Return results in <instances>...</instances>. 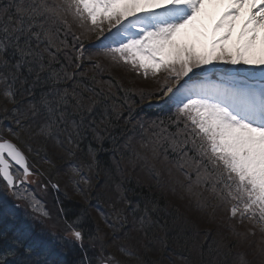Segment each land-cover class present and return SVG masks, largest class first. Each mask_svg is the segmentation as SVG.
Returning a JSON list of instances; mask_svg holds the SVG:
<instances>
[{
  "label": "snow or ice",
  "instance_id": "obj_1",
  "mask_svg": "<svg viewBox=\"0 0 264 264\" xmlns=\"http://www.w3.org/2000/svg\"><path fill=\"white\" fill-rule=\"evenodd\" d=\"M11 9H15L14 13ZM69 15L86 32L107 33L103 35L107 43L100 46L114 62L137 72L143 70L145 76L151 72L162 78L157 94L175 107L178 132L153 130L151 136L142 137L141 149L150 151L152 159H158L162 149L167 152L165 144L170 141L174 152H183L180 157L183 164L179 167L195 171L194 181L189 171L183 175L190 181L187 191L196 197L198 207L215 212L219 204L227 205L232 217L239 215L242 220L258 224L264 232V0H28L27 4L24 0L19 3L8 0L0 8V84L4 85L3 96L13 104L17 103L14 85L26 82L20 79L21 70L26 68L29 74L34 73L35 81L39 82L43 79L41 73L51 65L45 53L47 57H55L50 50L54 47L55 33L46 25L49 22L67 25ZM62 71L63 77L54 72L47 79H73V74ZM76 88L73 85L71 91L67 87L62 91L49 89L25 112L5 108L4 119L9 118L7 114L11 111L15 125L8 126L6 131L16 141L27 144L28 152L33 151L29 141L43 138L54 140L59 147L66 145L69 158L75 157L77 150L83 153L80 144L88 129L101 141L110 121L101 119L100 124L104 125L101 128L94 119L88 120L97 101L89 97L90 103L85 104L84 96ZM27 91L31 95V88ZM153 125L160 127L155 121ZM140 127L143 129L144 125ZM2 131L0 180L19 195V184L44 173H34L35 165L29 163L19 144L5 138ZM189 142L196 149L192 156L184 151ZM95 152L89 145L85 156L91 154L94 159ZM146 152L135 155L147 161ZM120 159H124L123 154ZM82 163L71 162L68 167L87 184L88 180L81 175ZM87 167L91 169L92 164ZM193 185L207 187L213 199L202 200V193L194 192ZM52 188L58 190V185L52 184ZM77 191L87 195L79 187ZM139 208L136 205L132 209L134 215ZM140 211L138 230L151 231L158 223L150 215L155 207L145 205ZM66 224L68 242H76L83 248L85 235L79 218ZM89 238L95 241L99 237ZM0 239L6 241L0 246V264H55L45 258L46 253L25 247L20 237L9 238L0 232ZM117 248L133 255L122 244ZM213 251L220 255L218 250ZM228 255L219 260L213 258L208 264H227ZM81 264H90L86 252ZM99 264L122 262L108 255ZM239 264L252 262L241 254ZM260 264H264V259Z\"/></svg>",
  "mask_w": 264,
  "mask_h": 264
},
{
  "label": "trees",
  "instance_id": "obj_2",
  "mask_svg": "<svg viewBox=\"0 0 264 264\" xmlns=\"http://www.w3.org/2000/svg\"><path fill=\"white\" fill-rule=\"evenodd\" d=\"M1 1L4 6L8 3V0ZM15 2L19 3L20 0H15ZM24 2L27 4L28 0H24ZM14 11L15 9H11V12L14 13ZM41 47L43 48V45ZM57 49H60L59 44L54 45L50 49L55 53L54 58L47 57V53H45L46 58L51 59V65L41 73L43 78L41 81L36 82L34 73L29 74L26 68L21 70L20 79L26 82L23 84L17 82L14 85L18 93V96L15 97L17 101L14 104L15 107L20 112L27 111L29 105L35 103L45 91L57 89L58 86L61 91L66 87L71 91L72 86L76 85V90L84 96L85 104L90 103L89 97L97 101L92 114L88 115V120L94 119L97 124H100L101 119L106 118L110 123L107 133L103 134L104 138L101 141H97L91 129H88L80 144L83 153L77 150L76 156L72 158H69L65 152L67 146H56L54 140L45 141L43 138H36L28 142L34 148L39 147V154L46 155L53 163V166L45 175V178H47L45 180L47 186L45 187L47 188L51 204L55 207L63 208L64 212L68 213L69 216H74L80 209L89 213L88 204L83 203L85 200L81 199V203L78 198H65V195L56 192L49 185V181L57 182L61 192L65 191L66 179L62 181L61 178L69 172L68 164L71 162H83L81 170L86 174H90L91 181L88 186L91 196L89 199L87 198V202L91 201L93 205L105 211L108 210L112 214V218H114L112 220L113 230L120 237L118 238L119 240H116L115 238H110V235L108 239L112 240L111 242L114 246L122 244L133 253V255L120 254L117 251L116 254L114 253L120 257L123 264H208L213 258L216 260L223 259L226 253H230L227 256V264H239L232 259L234 252L227 251V249L231 248L232 242L230 243L227 240V246L221 248L222 246H218V243L223 244L224 241L215 240L214 236H209L202 231V226L199 228L198 225L194 224V222L201 224L202 221L200 220L202 219L197 214L193 215L190 211L189 206L192 207L189 202L190 199H185L184 194L177 193V187L175 188L173 182H171L170 173L172 171H165L166 168L163 163L158 159H152V157H150L152 164L146 161L134 162L131 158L130 151L126 148L124 140L134 137H145L137 131V126L134 127V125L139 124L137 120L140 116L133 111L134 106H138V99L135 96L128 97L126 93L112 88L113 83L111 81L108 83L104 80L101 82V86L96 76L92 74L82 75L71 72V70L67 69V65L69 68L74 65L68 64L60 52L57 53ZM62 69L73 74V79H47L54 72H60L61 77H63ZM29 88H31V95L27 91ZM89 89H94L95 91H90ZM111 89H113V94H109ZM96 92H99L100 95L97 96ZM130 113L131 115H129ZM100 127L103 128L104 125L100 124ZM89 145L96 149L94 159L91 154L85 156L88 153ZM121 154L124 155L123 160L120 159ZM89 163L92 164L91 169L87 167ZM133 163L138 164L139 167L135 168ZM143 166L150 173H154L149 169L150 167H154L156 173H160L159 175H152L151 173V177ZM128 168L134 169V172H129ZM138 172L141 173V177H144L143 179L135 178ZM167 179L169 180L167 181ZM171 187L176 192H173ZM72 193L70 191V195H73ZM119 197L120 201L116 202ZM125 201H131V203H125ZM136 205H139L140 208L137 209V213L134 215L132 209ZM145 205L150 209L155 207V211L151 212L150 215L153 221L158 222L148 232L138 230V219L139 215L142 214L140 209ZM117 213H119V218H117ZM0 232H3L6 236L11 234V230L4 226L0 229ZM94 242L98 245L97 239ZM136 242L139 243L136 244ZM5 243L6 241H1L0 246ZM109 243L108 246L100 247L102 249L101 252L105 255L111 254L108 249L114 250L109 247ZM214 249L219 251V256L213 251ZM82 257L78 253H73L67 259L72 264H81L84 259ZM90 259H93L92 264H94L93 261H96L95 256ZM249 261L254 264L251 259Z\"/></svg>",
  "mask_w": 264,
  "mask_h": 264
},
{
  "label": "rangeland",
  "instance_id": "obj_3",
  "mask_svg": "<svg viewBox=\"0 0 264 264\" xmlns=\"http://www.w3.org/2000/svg\"><path fill=\"white\" fill-rule=\"evenodd\" d=\"M67 20H68V25L70 28L66 29L64 33H62L63 29H59L55 24L53 25L49 23L48 26L50 27L52 32L60 33L58 36H56L57 37L56 40H54L55 46L58 43H60V41L62 40L74 39L75 42H73L70 47H77L79 51L77 52L75 49V55L71 56L72 57L71 61H75L74 66H76L78 64V61H77L78 55H79V59H81L82 61L84 62L88 61L89 58L86 60L82 58V52L84 49L86 50L88 46L90 47L89 44H92V48L94 49V46H95L94 39H96V35H95V32H86L85 30L81 29L78 23L74 19L73 21H71L67 17ZM57 28L59 29L58 32H57ZM62 47L63 46H61L57 52H60V54L62 53L63 55H65ZM93 57H95L96 60H100V61H92V64L91 62H89V64H91V67H92V72L98 80L99 79L106 80L108 78L112 79V75L115 76L114 77L115 79L112 80L114 87L122 85V87L129 89L130 93H134L136 97L139 98V102H140L139 107H144L145 102L147 101L150 104H156V102H159V100L154 98L155 96L158 95L157 94L158 93V81L160 84L163 83V80L159 74H157V76L154 77L151 74V72H149V75L145 76L143 73V70H140L139 72L134 71L130 68V66L124 65L123 63L118 64L114 61H109L108 60L109 57L106 58L104 55L93 54ZM91 58H90V61H91ZM96 64H99V67H95ZM164 117L167 118V115L156 113V112L147 117L140 116L138 117V120H137L139 124L134 125V127L137 126L138 128L137 131H139L140 134L143 136L147 134L148 137L151 136V133L153 130L160 131V128H165L167 132L177 133L178 129L176 127V123H179V122L164 121L165 120ZM154 121L156 122V125L158 124L160 125V121H164V124L160 125V127H156L155 125H153ZM140 124L144 125L143 129L140 127ZM180 127L181 128L183 127L182 123H180ZM147 136H145V138H147ZM141 139L142 137H134L130 141H129V138L124 140V144L126 148L129 149L131 158L133 159L134 162L145 161L143 159H138L135 155L136 152H141L142 155L145 154L146 152V150L141 149L140 147ZM166 144L167 145L165 147L167 148V152L165 153L162 149L161 155L158 158V160L161 161V163H163V166L166 168L165 171H168V172L172 171L171 177H177L181 179L184 178L185 180H188V179L183 175V172L189 171L192 176V180L194 181L196 178L194 170H191L187 167L183 169L179 167L180 164H183V160L180 159V157L183 155V152H180V151L174 152L172 150V147L169 146L170 141ZM137 149L139 150L137 151ZM189 149H191V151H189ZM184 151H187L188 155L192 156L195 153L196 149L189 142L187 145L184 146ZM146 154L148 155L150 159L151 152L147 151ZM134 167L136 168L139 166L138 164L135 163ZM128 170L129 172L130 171L134 172V169L128 168ZM144 170H146L145 167H144ZM36 171L37 169L35 170V173ZM210 171H211V168H210ZM38 172L39 171H37V173ZM140 172H138V175L135 178L137 179L144 178L140 176L141 174ZM81 175L85 179L90 177V174H81ZM211 179L212 178L209 177L210 181ZM74 180L79 182L78 186L80 184L81 185L83 184V180L78 179V175L74 174L70 170L66 176V181L68 182L69 185H72L74 184L73 183ZM30 182L32 186L21 188L19 195L14 194L15 198L18 199V201H22L25 204L24 205L25 207L29 206L33 211L41 215H43L44 212L48 213V211L46 210V203L50 204V206L52 207V210L54 211L53 219L61 220L60 222L62 223L64 228L67 229L66 222H73L75 220L57 219L59 215L58 213L59 208L51 204L49 198L47 197L48 194L47 196H45L42 194V192L40 193L39 188L44 185L47 186L45 180H43V177L37 174L33 180L32 179L30 180ZM188 182L190 183L189 180ZM193 188L195 192L202 193V197H201L202 200L205 198L209 200L213 199L212 194L210 193L207 187H204V186L196 187L195 185H193ZM89 194L90 193L87 194V197L89 196ZM33 197H34V200L32 199ZM189 199L191 201L190 203L192 204V207L189 206L190 211L193 213V215L197 214L200 217V219H202L200 220L202 221L201 224L195 223L193 221L194 224L198 225L199 228H201L202 226V231L206 232L209 236L210 235L212 237L214 236L215 240L218 239L220 241H224L223 244L220 242L218 243V246L219 245L222 246L221 248L223 247L225 248L227 246V243H228L227 240H229L230 243L232 242L231 248L227 249V251L234 252V254L232 255V259L235 260L236 263H239L240 256L242 254L246 260L251 259L254 264H260V261L264 259V252L261 251V249H264V232H261L260 226L258 224H251V222H249L247 219H244L241 221L239 218V215H237V217L235 218L232 217L231 212L229 210V206L227 205L219 204V206L216 208V211L213 212L211 208L202 210L200 207H198L197 199L193 195ZM118 201H120V197L117 198L116 202ZM215 203L217 202L214 201V204ZM33 204H36V206L33 207ZM103 214H104L103 215L104 217L106 215H108L109 217L111 216L110 213H105V211L103 212ZM101 221H102V224H106L104 222L106 220H101ZM98 235H99V238H102V239L98 238L101 241H103L106 238L97 229V237ZM138 243L139 242H136V244Z\"/></svg>",
  "mask_w": 264,
  "mask_h": 264
},
{
  "label": "bare ground",
  "instance_id": "obj_4",
  "mask_svg": "<svg viewBox=\"0 0 264 264\" xmlns=\"http://www.w3.org/2000/svg\"><path fill=\"white\" fill-rule=\"evenodd\" d=\"M4 5L2 3V1L0 0V8H3ZM144 117H147V114H143ZM159 125V124H158ZM147 136V134L145 135ZM148 175H150L152 177V175H156L155 173H151L149 171H146ZM171 176V175H170ZM171 182H173V186L176 188L177 187V193L178 194H183V192L185 191V189H187V186L185 185L187 180H185L184 178L183 179H180L178 180L177 177H172L171 178ZM172 188V187H171ZM173 189V192H176V190L174 188ZM101 226H103L104 224H100ZM142 248V247H141ZM255 250V249H254ZM116 251L119 252L118 248H117V245H115V248L113 250V252L116 254Z\"/></svg>",
  "mask_w": 264,
  "mask_h": 264
}]
</instances>
